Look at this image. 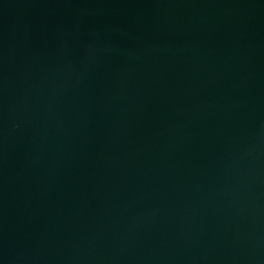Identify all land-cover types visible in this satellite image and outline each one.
Returning a JSON list of instances; mask_svg holds the SVG:
<instances>
[{
    "label": "water",
    "instance_id": "95a60500",
    "mask_svg": "<svg viewBox=\"0 0 264 264\" xmlns=\"http://www.w3.org/2000/svg\"><path fill=\"white\" fill-rule=\"evenodd\" d=\"M0 264H264V0H0Z\"/></svg>",
    "mask_w": 264,
    "mask_h": 264
}]
</instances>
